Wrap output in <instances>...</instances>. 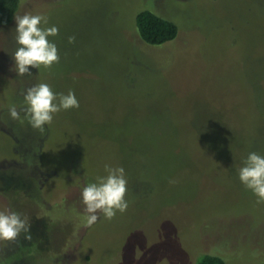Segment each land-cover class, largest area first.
<instances>
[{"label": "rangeland", "instance_id": "rangeland-1", "mask_svg": "<svg viewBox=\"0 0 264 264\" xmlns=\"http://www.w3.org/2000/svg\"><path fill=\"white\" fill-rule=\"evenodd\" d=\"M143 10L177 37L141 41ZM26 13L58 27L60 62L22 80L71 90L80 107L43 134L13 120L16 22L0 27V168L19 161L5 125L21 127L28 144L42 136L44 176L41 191L0 176V210L32 236L0 242V264H264V203L238 176L249 152L264 156V0H28ZM106 164L124 168L129 208L87 227L81 192Z\"/></svg>", "mask_w": 264, "mask_h": 264}, {"label": "clouds", "instance_id": "clouds-1", "mask_svg": "<svg viewBox=\"0 0 264 264\" xmlns=\"http://www.w3.org/2000/svg\"><path fill=\"white\" fill-rule=\"evenodd\" d=\"M16 43L19 45L14 54L17 75H31L30 69L51 68L60 62L59 50L55 42L49 37L59 34L57 26H47L49 18L46 14L15 15ZM68 42L74 43L75 36L68 37ZM24 107L18 111L16 105L9 107V114L13 120H20L23 111L24 119L41 134L45 132V125H51L55 114L62 110L79 108V101L75 93L69 91L57 94L47 83H39L29 87L23 93ZM105 176H97L95 182L83 187L81 196L88 213L86 226L92 227L100 220L111 221L117 213L124 214L129 208L126 199L128 188L123 167L104 166ZM240 182L257 197V203H264V156L257 152H249L238 168ZM175 183V181H170ZM31 225L27 217L10 209L0 210V242L17 244L23 240L32 239Z\"/></svg>", "mask_w": 264, "mask_h": 264}, {"label": "trees", "instance_id": "trees-1", "mask_svg": "<svg viewBox=\"0 0 264 264\" xmlns=\"http://www.w3.org/2000/svg\"><path fill=\"white\" fill-rule=\"evenodd\" d=\"M27 1L28 0H0V27H9L15 21L14 16L20 15ZM135 22L136 32L139 38L149 46H161L165 43L171 42L178 34V28L173 22L163 19L149 10H143L137 13ZM22 77L24 76H18L19 88L16 92L18 111L24 107L23 93L29 88V85L27 84L29 77L23 80ZM7 114H9V110L7 111ZM20 115L21 119H24L23 111L20 112ZM5 128L9 130V134L7 135L14 140L15 153L19 156V161L17 164H13L11 161L3 162L4 167L0 168V176L9 175L11 178L19 180L21 184L16 185V188L18 187L19 190H23V182H30V185H27L28 187L32 186L38 191H41L40 189L44 185V176L40 170L42 151V141L40 138H42V136L37 138L35 140L36 143L31 145L26 143L27 140L24 139V136L19 132V128L21 127H17V129L14 130V127L5 125ZM26 176H28V179L25 180L24 178ZM0 196H4L8 202L9 199L4 192L0 191ZM196 264L225 263L223 259L218 256L204 254L197 258Z\"/></svg>", "mask_w": 264, "mask_h": 264}]
</instances>
